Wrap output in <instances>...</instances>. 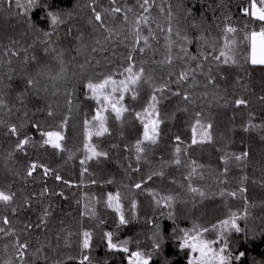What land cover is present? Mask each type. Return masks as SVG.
<instances>
[{
    "label": "trees",
    "instance_id": "16d2710c",
    "mask_svg": "<svg viewBox=\"0 0 264 264\" xmlns=\"http://www.w3.org/2000/svg\"><path fill=\"white\" fill-rule=\"evenodd\" d=\"M141 4L142 0H35L32 7L19 8L15 0L0 4V101L6 105L0 108V191L13 196L11 203L0 202V227L5 229L0 233V264H80L82 255H88L91 264H129L135 251L145 253L149 264H189L193 253L182 243L185 230L191 232L195 226L215 241L213 247L227 243L231 264H264V65L251 63V45L245 39L264 22L251 16L250 0H150L148 13ZM113 7L121 12H111ZM96 12L104 27L94 19ZM53 15L60 21L55 25ZM143 16H149L147 24L140 20ZM137 20L147 46L143 40L135 44L132 29ZM226 26L237 29L232 34L235 64L212 60L223 47ZM129 64L135 65L134 71L144 69L135 98L131 91L124 94L121 103L127 111L121 119L110 108L103 113L108 132L89 140L87 131L97 123L93 117L100 104L91 98L87 83L109 75L123 80ZM182 72L188 79H179ZM161 86L163 91L156 92ZM152 95L159 101V115L145 117ZM237 99L247 105L236 106ZM153 118L159 120L157 142L144 141L145 151L138 154L135 146L143 141L144 123ZM197 119L211 123V142L192 144L194 129L195 138L201 137ZM13 125L16 135L8 130ZM46 131L62 133L63 151L43 144L46 137L41 133ZM29 137L30 143L19 150L17 141ZM86 144L106 155H91ZM177 146L179 165L174 163ZM244 152L245 161L229 159L225 164L226 154ZM191 161L199 168L189 180ZM32 163L38 167L28 176ZM40 165L50 170L47 175ZM158 172L163 175L154 174ZM189 184L205 196L190 192ZM117 192L123 225L107 206L108 194ZM168 196L173 201L156 203ZM232 213L240 231H227L221 238L217 226L231 220ZM5 217L8 224H3ZM84 232L92 234L88 249L82 246ZM107 232L113 233L114 243L129 241L128 252L110 249ZM16 242L28 246L23 257Z\"/></svg>",
    "mask_w": 264,
    "mask_h": 264
},
{
    "label": "snow or ice",
    "instance_id": "6c2138e0",
    "mask_svg": "<svg viewBox=\"0 0 264 264\" xmlns=\"http://www.w3.org/2000/svg\"><path fill=\"white\" fill-rule=\"evenodd\" d=\"M35 0H29L27 5H24L21 3V0H15L16 6L19 7H32L34 4ZM3 3V0H0V4ZM113 3H115V0H113ZM154 3V0H153ZM145 13L149 12L150 7L152 6L150 4V0H142V4L140 5ZM250 8H251V16L258 21L264 22V0H250ZM163 11V9H161ZM244 14L248 15V8L246 7L244 10ZM105 13H108L109 10L105 9ZM111 12L113 13H119L121 12V9L119 7H113L111 9ZM94 19L96 21L101 22V27H104V22L102 21V15L100 12L95 13ZM125 19H127V15H125ZM140 20H143L145 24H147L149 20V16H143L140 18ZM140 20H137L136 23L133 25V33L135 36V44H140L141 40H143L144 45H148V38L145 36L141 35L140 32ZM59 19L57 16L53 15L52 16V23L55 25L59 23ZM107 32H111L110 28L105 29ZM167 31L171 33L172 29L168 28ZM224 32V37H223V47L220 48L219 50V55H214L212 57L213 61H221V58L223 60L221 61L224 64H228L229 62L235 64L236 60L233 58L234 53H235V45H236V37L232 34L237 32V29L232 26H226L223 29ZM179 36V33H177ZM245 39L249 41L252 49L253 55L251 56V63L252 64H261L264 65V26L260 28V30L257 31H252L250 33H247L245 35ZM257 45H259L261 55L259 58L256 57V49ZM171 45H169L170 47ZM213 49L215 50V44L212 45ZM143 51V48L140 49ZM12 55H17V53L13 52ZM207 58V57H206ZM128 59L131 61L132 60V55L129 54ZM167 63L172 62L171 56L167 57L166 59ZM135 65L134 64H129L124 69V72L127 73L125 78L123 80H116L113 79L111 75L105 77L102 81L100 82H92L89 81L87 83V88L89 89L90 93L92 94L93 99L97 101L98 104H100V108L97 110L95 116L93 117V121H96L94 125H92L91 128L87 131V137L89 140H91L92 136L95 135L97 137L103 136L105 133L108 132V128L106 127V122H107V117L103 115V113L108 112L109 108L113 113H115V118L116 119H121L123 116V113L127 111V108H125L121 101L124 98V94L128 92H132L133 98H135L137 86L140 84L141 79L144 77V69L141 67L139 70L134 71ZM179 79L181 81L188 79V73L187 72H182L179 74ZM209 82L213 83V79L210 76L209 77ZM29 83H32L30 80ZM156 92H162L163 91V86L156 88ZM119 92L120 95L119 97L116 96V93ZM179 95V93H176ZM184 100H188L189 97L185 95L183 97ZM261 99H264L262 97ZM152 103L148 106V108L145 110L144 116L145 117H158L159 113L156 111V104L159 102L157 100L156 95H152L151 97ZM236 106L240 105H247V101L244 99H237L235 101ZM6 107L5 104H3L2 101H0V108ZM49 116H52L53 113L51 111L48 112ZM137 118L141 119V115L137 113ZM142 122L144 120L142 119ZM2 123V122H0ZM67 121H64V124L61 125L63 127L66 125ZM86 126L90 124L89 121H85ZM196 125L200 128L201 131V137L200 140L198 141L195 138V129H194V138L192 140V144L196 143H205V142H211L212 140V135H211V128L212 125L211 123L207 124H202L199 119L196 120ZM158 127H159V120L158 119H149L146 123H144V133H143V141H139L136 144V151L137 153H144L145 149L141 145L143 144L144 141L149 142L150 144H155L157 142V137L159 136L158 132ZM94 129V130H93ZM9 132L12 135L17 134V127L16 126H10L9 127ZM247 130V129H246ZM42 136L46 137V139L43 141V144H48L54 149H58L63 151V148L61 146L60 141L64 139L62 133L60 131H46L41 133ZM177 141L180 140L179 137L176 138ZM31 138H24V139H19L17 141L16 147L19 150H24L25 145H28L30 143ZM85 148L87 149L88 152L91 153L93 156H101V155H106V153H101L97 152L96 149L91 145V144H86ZM175 152L177 154L176 159L174 161L175 164L179 165L181 163L180 159V152L181 148L179 146L176 147ZM248 157V153L244 152L240 155H235V154H226L224 159L225 164L227 165L229 159H234L237 162L245 161ZM90 158V157H89ZM141 157L140 155L137 156V159L139 160ZM83 164L84 161H81ZM38 165L36 163H32L27 171L28 176H32L33 172L36 171ZM41 168H43V172L45 175L49 173V169L44 167L43 165H40ZM199 166L196 165L195 161H191V172L189 173V180L192 179V177L197 173ZM136 169H134L135 171ZM227 167H225V172H227ZM155 175H163V172H158L154 173ZM57 180H60L61 177L59 175L56 176ZM149 180L152 179V176L150 175L148 177ZM246 179V178H245ZM135 187L137 189H141L142 185L140 183L135 184ZM189 191L195 194H198L201 198L205 196V193L201 191L200 189L191 186L189 184ZM240 192H244V188H240ZM154 197L157 196L158 194L156 193H150ZM62 195V194H61ZM229 195L235 197L236 193L231 192ZM13 199L12 195L5 194L4 192L0 191V202L3 203H11ZM121 200V194L117 192L115 196H113L111 193L108 194L107 197V206L111 207L114 209V211L119 215V223L123 225L126 223L125 221V215L122 210V205L120 203ZM162 200H167L169 202L173 201V197L168 196V197H160L159 199L156 200V203L159 205ZM132 208H136V203H132ZM171 207V203L168 205ZM92 215H95L93 212ZM232 219L228 220L225 219L220 225L217 226V231L219 232L221 238L224 237L227 231L230 230H235L236 232L240 231V228L236 224V213H232ZM9 221L5 217L3 218V224H8ZM5 229L3 227H0V233L4 232ZM206 232L207 229H204ZM91 233L89 232H84V240H83V248L88 249L90 247V240H91ZM105 237L107 239V246L110 249H115L117 251H122V252H128V244L129 241H121L119 243H114L113 242V233L112 232H107L105 233ZM215 241L213 240H208L203 236V233L200 232L199 226H195L191 232L185 230L184 232V239L182 243V247L190 249L191 252L193 253V258L189 261V264H231V253H225V249L227 247V243L225 242L223 247H220L219 249L213 247V244ZM159 245H157L158 247ZM16 251L19 254L20 257H23L25 254V249H27V244H20L19 242H16ZM238 259V258H237ZM91 264V261L89 260L88 255H82V259L80 260V264ZM7 264H11V262H7ZM21 264H23V261H21ZM129 264H149V259L146 258L145 253H142L140 251H135L132 252L130 255L129 259Z\"/></svg>",
    "mask_w": 264,
    "mask_h": 264
},
{
    "label": "rangeland",
    "instance_id": "374dc122",
    "mask_svg": "<svg viewBox=\"0 0 264 264\" xmlns=\"http://www.w3.org/2000/svg\"><path fill=\"white\" fill-rule=\"evenodd\" d=\"M253 55L252 53V49H251V56ZM256 57L259 58L260 55H261V52H260V48H259V45H257V49H256V53H255ZM256 65H261V64H256Z\"/></svg>",
    "mask_w": 264,
    "mask_h": 264
}]
</instances>
